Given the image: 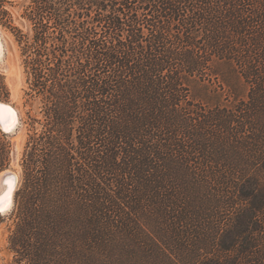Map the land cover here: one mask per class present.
Returning <instances> with one entry per match:
<instances>
[{
	"label": "trees",
	"instance_id": "trees-1",
	"mask_svg": "<svg viewBox=\"0 0 264 264\" xmlns=\"http://www.w3.org/2000/svg\"><path fill=\"white\" fill-rule=\"evenodd\" d=\"M25 16L30 32L9 27L41 106L13 264H264V0H31Z\"/></svg>",
	"mask_w": 264,
	"mask_h": 264
},
{
	"label": "rangeland",
	"instance_id": "rangeland-1",
	"mask_svg": "<svg viewBox=\"0 0 264 264\" xmlns=\"http://www.w3.org/2000/svg\"><path fill=\"white\" fill-rule=\"evenodd\" d=\"M31 0H4L3 6L9 12L6 19L0 21V30L2 32V41L5 47V55L3 61L0 62V73L5 76L7 88L9 90V96L7 99H1L5 102L11 103L19 110L20 124L16 127L13 132H5L0 128V143H5L10 149L9 160L7 161L6 167L0 171L14 170L19 175L18 186L14 195L13 208L5 214L0 213V264H13L14 252L10 249V235L16 227L17 218V205H16V193L19 189L21 177L23 173V154L25 151L26 141L30 133V126L26 123L27 112L31 111L32 114H37L40 110L41 100L39 97H31L27 94L29 85L27 83V74L25 72L23 64V56L21 54V47L16 39V36L10 25L16 26L22 29L24 32L31 31V24L25 16V11ZM10 65L14 66L19 75V83L16 85V91L11 90L8 82L9 71L4 69L7 66L10 70ZM214 92L221 94L220 101L223 103H231V96L223 89H220L214 84ZM213 91V90H212ZM2 141V142H1ZM17 145V146H16ZM15 147L16 150H15Z\"/></svg>",
	"mask_w": 264,
	"mask_h": 264
},
{
	"label": "bare ground",
	"instance_id": "bare-ground-1",
	"mask_svg": "<svg viewBox=\"0 0 264 264\" xmlns=\"http://www.w3.org/2000/svg\"><path fill=\"white\" fill-rule=\"evenodd\" d=\"M2 32L0 30V61H3L5 55V47L2 41ZM17 72L14 66L10 65L9 75ZM18 73V72H17ZM8 82L11 90L16 91L13 87L9 77ZM0 104V126L5 132L15 131L18 124H20L19 110L9 102ZM17 146V145H16ZM19 175L14 170H8L0 173V213H8L14 204V195L18 186Z\"/></svg>",
	"mask_w": 264,
	"mask_h": 264
},
{
	"label": "water",
	"instance_id": "water-1",
	"mask_svg": "<svg viewBox=\"0 0 264 264\" xmlns=\"http://www.w3.org/2000/svg\"><path fill=\"white\" fill-rule=\"evenodd\" d=\"M0 62H1V61H0ZM4 69L7 70V71H10V70L8 69L7 66H4ZM9 79H10L11 83L13 84V87L15 88L16 85L19 83V75H18V73L15 72V73L11 74V75L9 76ZM4 102H5V101H3V100L0 99V104H5ZM0 128H1V126H0ZM16 148H17V147H15V150H16ZM16 151H17V150H16ZM6 171H8V170H6Z\"/></svg>",
	"mask_w": 264,
	"mask_h": 264
},
{
	"label": "snow or ice",
	"instance_id": "snow-or-ice-1",
	"mask_svg": "<svg viewBox=\"0 0 264 264\" xmlns=\"http://www.w3.org/2000/svg\"><path fill=\"white\" fill-rule=\"evenodd\" d=\"M0 211H2V210H0Z\"/></svg>",
	"mask_w": 264,
	"mask_h": 264
}]
</instances>
